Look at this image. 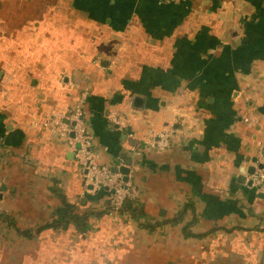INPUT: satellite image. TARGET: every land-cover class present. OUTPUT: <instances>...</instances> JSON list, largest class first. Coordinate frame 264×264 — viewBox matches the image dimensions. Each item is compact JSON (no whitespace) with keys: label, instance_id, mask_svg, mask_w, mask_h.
Segmentation results:
<instances>
[{"label":"crops","instance_id":"crops-1","mask_svg":"<svg viewBox=\"0 0 264 264\" xmlns=\"http://www.w3.org/2000/svg\"><path fill=\"white\" fill-rule=\"evenodd\" d=\"M85 87L98 162L133 164L139 218L85 194L45 125ZM263 148L264 0H0V264H264Z\"/></svg>","mask_w":264,"mask_h":264},{"label":"built area","instance_id":"built-area-1","mask_svg":"<svg viewBox=\"0 0 264 264\" xmlns=\"http://www.w3.org/2000/svg\"><path fill=\"white\" fill-rule=\"evenodd\" d=\"M87 94L88 88L85 87L72 108L54 114L45 125L58 136L68 140L73 157L80 167L84 193L93 194L105 190L109 197V213L115 214L121 210L125 200L139 199V192L132 182L134 166L121 161L116 167L110 168L98 162L92 134L85 122L84 102ZM106 118L114 125L120 122L115 112L106 114ZM172 136L171 130L151 132L146 137L132 142L130 150L133 155L141 151L162 152L170 146ZM257 164H261V167L258 168ZM257 164L255 173L249 176L247 181L250 180L256 191L264 195V156L260 155ZM121 165L128 169L126 175L120 171Z\"/></svg>","mask_w":264,"mask_h":264},{"label":"trees","instance_id":"trees-1","mask_svg":"<svg viewBox=\"0 0 264 264\" xmlns=\"http://www.w3.org/2000/svg\"><path fill=\"white\" fill-rule=\"evenodd\" d=\"M138 200H134V199H127L124 201L121 210H126L128 211L134 218H139L140 215L142 214V210L140 209V207L138 206ZM108 202H109V197H108V201L107 204L105 205V210H107L109 212V207H108ZM187 207H185L184 209H180L177 213H175L171 218H167L166 220H164L163 222H168L170 224H176L178 222H180L184 216V213L186 211ZM3 213L0 212V216H2ZM74 217L75 221H82V216L81 217H77V215L72 216V218ZM142 225L147 226V227H151V226H156L159 223H149V222H141Z\"/></svg>","mask_w":264,"mask_h":264},{"label":"water","instance_id":"water-1","mask_svg":"<svg viewBox=\"0 0 264 264\" xmlns=\"http://www.w3.org/2000/svg\"><path fill=\"white\" fill-rule=\"evenodd\" d=\"M264 149V148H263ZM263 156H264V150H263ZM257 167L259 168V167H261V164H257ZM255 170H256V167H251V168H249V170L247 171V173L248 174H253L254 172H255ZM120 171L123 173V174H127V172H128V169L127 168H120ZM241 177H242V179L244 180V176H243V174L241 173ZM125 178V177H124ZM248 183L249 184H251V182H250V180H248Z\"/></svg>","mask_w":264,"mask_h":264}]
</instances>
